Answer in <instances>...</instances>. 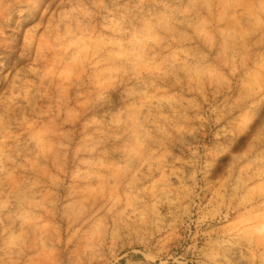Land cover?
Listing matches in <instances>:
<instances>
[{"label":"clouds","instance_id":"9594fccd","mask_svg":"<svg viewBox=\"0 0 264 264\" xmlns=\"http://www.w3.org/2000/svg\"><path fill=\"white\" fill-rule=\"evenodd\" d=\"M0 264H264V0H0Z\"/></svg>","mask_w":264,"mask_h":264}]
</instances>
